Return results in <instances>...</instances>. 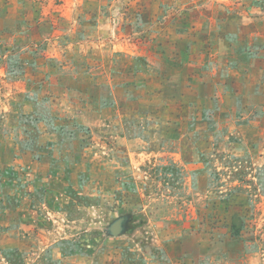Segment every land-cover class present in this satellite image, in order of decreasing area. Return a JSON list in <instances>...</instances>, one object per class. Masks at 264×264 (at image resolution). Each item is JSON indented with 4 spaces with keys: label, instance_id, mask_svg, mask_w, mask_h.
Wrapping results in <instances>:
<instances>
[{
    "label": "rangeland",
    "instance_id": "1",
    "mask_svg": "<svg viewBox=\"0 0 264 264\" xmlns=\"http://www.w3.org/2000/svg\"><path fill=\"white\" fill-rule=\"evenodd\" d=\"M0 264H264V0H0Z\"/></svg>",
    "mask_w": 264,
    "mask_h": 264
},
{
    "label": "water",
    "instance_id": "2",
    "mask_svg": "<svg viewBox=\"0 0 264 264\" xmlns=\"http://www.w3.org/2000/svg\"><path fill=\"white\" fill-rule=\"evenodd\" d=\"M126 218L117 220L110 228V233L114 236H118L123 233L125 229Z\"/></svg>",
    "mask_w": 264,
    "mask_h": 264
}]
</instances>
